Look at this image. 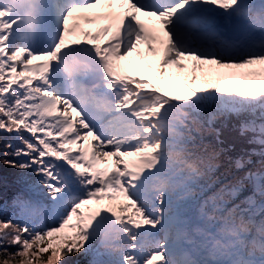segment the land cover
<instances>
[{
    "label": "snow or ice",
    "instance_id": "obj_1",
    "mask_svg": "<svg viewBox=\"0 0 264 264\" xmlns=\"http://www.w3.org/2000/svg\"><path fill=\"white\" fill-rule=\"evenodd\" d=\"M0 264H264V0H0Z\"/></svg>",
    "mask_w": 264,
    "mask_h": 264
},
{
    "label": "rangeland",
    "instance_id": "obj_2",
    "mask_svg": "<svg viewBox=\"0 0 264 264\" xmlns=\"http://www.w3.org/2000/svg\"><path fill=\"white\" fill-rule=\"evenodd\" d=\"M219 71H228V70H226V69H220Z\"/></svg>",
    "mask_w": 264,
    "mask_h": 264
}]
</instances>
